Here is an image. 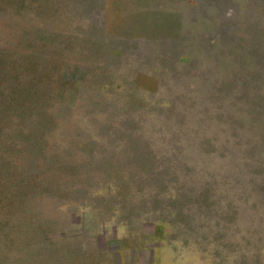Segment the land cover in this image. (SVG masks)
Wrapping results in <instances>:
<instances>
[{"label": "rangeland", "instance_id": "obj_1", "mask_svg": "<svg viewBox=\"0 0 264 264\" xmlns=\"http://www.w3.org/2000/svg\"><path fill=\"white\" fill-rule=\"evenodd\" d=\"M233 2L239 4L236 20L243 29L250 24L257 30L248 26L244 32L225 33L234 17ZM83 4L101 5L99 0H0V52L5 59L0 73L6 75L0 76V99L27 101L36 91L29 84L37 76L33 64H38L44 97L50 102L53 97L55 105L47 111L56 127L46 137L44 154L47 163L53 155L59 161L49 172L39 159L44 175L24 180L23 188L36 194L31 208L13 186L0 187V220L11 218L14 230L4 238L9 257L21 258L14 250L25 242L33 249L35 241L29 238L34 233L46 235L52 244L45 250L57 249L59 256L66 257L65 246L82 247L87 256L72 253L64 264H117L115 254L120 264H264V218L258 210L264 205V159L257 154L264 144V0H102L100 53L92 50L100 36L90 35L95 28L81 14ZM179 7L185 22L177 31L148 20ZM219 10L223 15L218 22ZM252 16L261 25L255 26ZM254 31L258 38L251 42ZM242 49L249 51L242 58L245 65L235 57ZM21 61L24 66L18 68ZM86 67L93 72L87 74ZM72 68L84 77L70 88L62 75ZM101 73L105 78L99 81ZM15 74L23 78L24 90L18 84L9 89V76ZM205 81L210 89L203 97L200 82ZM63 106L69 112L59 115ZM154 138L161 141L154 143ZM107 139H121L118 147L105 148L107 156L114 150L116 159L96 150L89 159L86 140L100 145ZM139 139L149 141L155 160ZM189 146L197 156L222 165L213 163L191 175L189 163L182 161ZM232 150L240 153L238 158L232 159ZM134 156L137 164L127 162ZM88 160L93 167L83 164ZM229 162L238 167H223ZM21 163L13 161L15 167ZM87 168L91 186L84 183ZM165 169L169 173L159 174ZM71 171L82 181L76 182ZM81 188L88 190L85 196L77 192ZM82 201L76 225L67 227L55 219L56 208ZM180 203L189 204L194 214L189 216ZM236 204L250 209L245 229L236 223ZM88 217L117 222L118 234L101 242L97 234L86 235L82 220ZM247 228L263 239H251ZM73 234L81 237L72 239ZM88 241L92 244L85 248ZM32 264L60 263L40 257Z\"/></svg>", "mask_w": 264, "mask_h": 264}, {"label": "trees", "instance_id": "obj_2", "mask_svg": "<svg viewBox=\"0 0 264 264\" xmlns=\"http://www.w3.org/2000/svg\"><path fill=\"white\" fill-rule=\"evenodd\" d=\"M99 2L101 3V5L98 7L83 4L82 9H80L81 14H83L84 17H86L88 21H90V23L95 28L94 31L90 32V35L100 36V39H98L100 42L96 41L95 43L91 45V47H93L92 50H95L98 53H100L99 49L101 48V45L103 46L101 42L104 41L102 38V29L100 30L99 29L100 27L98 26L100 25L99 24L100 22H98L99 21L98 16H100L102 12V0H99ZM226 2H222V5L223 3H226ZM231 5L234 10L233 12L234 19L232 18V22L230 23L231 25H227V29L225 33H228L230 29H236L241 32L244 29H246L248 26L250 27V29L253 28L254 30H257L256 27H253L250 24H246L245 25L246 27L243 29L244 27L243 23H239L240 21L239 19L236 20V18L241 17V14H239V11H240L239 4L237 2H233ZM252 17H253L252 21H254L253 24L255 26H258L259 22L261 25V20L259 21V19L255 16H252ZM257 36H258V31L252 32L250 36L251 42H256L257 41L256 38H258ZM28 37H26L25 39L23 38L24 41L29 39ZM45 38L38 36V39L40 41H42ZM241 39L244 40L243 37ZM26 42L27 41H25V43ZM64 49L66 50V44H64ZM87 51L91 52L90 49ZM244 53H249V51L247 49H242L235 55L238 61L243 62V65H245L244 61L242 60ZM4 61L5 59L3 58L1 59V52H0V66H1V63H3ZM22 63H23L22 61L18 62L17 67L20 68V66H24L22 65ZM33 65H34V68H32L33 72H36L35 74L37 76L35 79L31 81V84L29 85L33 86V88L36 90L35 93H33V95H29L27 101L26 100L23 101L18 98L11 99L10 101H7L6 99H2V98L0 99V120L3 121L2 123H0V187L6 186V187L12 188L13 186L15 190L20 194L21 202L23 203V205L24 206L28 205L29 208H31L30 201L36 198L35 196L36 194L35 193L29 194L31 192H29V190L26 191V188H23L24 180L27 178H30V180H32V179H35L36 176L44 175L43 170H41V168L37 166L40 161L39 159L44 160L43 163L45 162V164L48 166L47 170L49 172L52 171L53 164L59 163L55 155L51 157L52 158L51 161H49L48 163L46 162L47 160L44 154V151L46 149V144L48 142V139L46 137L47 135H50L52 130L56 127L53 125L52 123L53 121L51 120V118L49 119V114L47 113V111L52 110L55 107V105L53 103L54 101L53 97H52L53 99L51 98V102L49 100L46 101L44 96L47 92V89H44L42 86L44 79L41 76V73H39L37 70L38 64L34 63ZM32 69L29 71H32ZM86 71H87V74H91V72H93V71H90L87 67H86ZM38 73L40 75H38ZM16 74L12 78H10L9 76L10 81L13 82L12 83L13 86H10L9 89L12 88L13 90L16 87L18 88V86H16V84H18V85H22L21 90H24L25 85L20 84L22 83L23 78H21L20 75H16ZM0 76L4 78L6 75L4 73H0ZM104 78H105L104 74L102 73L99 74L98 76L99 81H102ZM2 91H3V88L0 87V95H2ZM92 102H94V100ZM103 103L106 105V102H103ZM68 112H69L68 106L59 107L57 109V113L59 115H64ZM50 116L52 117V115ZM47 117H48V120L46 119ZM121 125L123 126L122 123ZM85 134L86 133H84L83 131L80 133V135L83 136L85 139L86 137L87 139H89V136ZM99 134L108 136L107 132L106 133L101 132ZM127 139L129 141H132V144H134L133 150L137 151L138 147H135L137 145L135 140L131 136L130 138H127ZM120 140L121 139H117V140L107 139V141H104L102 144H100L101 146L99 145V143L93 140H90V141L86 140V144L88 145L87 147L90 148L89 149L90 153H87L89 155L88 158L92 159L93 158L92 151L96 150L97 152L99 151L100 153H102V155H105L107 158H110L109 160L116 159V152L114 150L112 152L110 151L108 152L109 156H107V151L105 148L108 147L109 149H114L118 147V143ZM139 142L143 144L142 145L138 143L139 145H142L143 147L142 150L146 149L148 152L147 146L143 142H141L140 139H139ZM15 145L22 147L23 150L12 149V146L14 147ZM26 151H30L32 155L27 156V157L23 155L22 153L23 152L25 153ZM17 159H19V161L22 162L23 164L21 163L18 167H15L13 165V161ZM137 159L138 157L134 156L130 159H127V162H135V164H137ZM88 162L89 163L85 162L83 164L93 167L91 164V160H88ZM90 171L91 170L89 168L85 170V172H87V175H86L87 178L84 180V183L91 186V184H89V180L91 177ZM164 173L167 174L166 172H159V174L161 175H164ZM68 174L74 177V180L76 182L79 183L80 181H82L77 175L76 171H71V173H68ZM14 178L18 180V182H16L15 184L13 182ZM77 192L85 196L88 193V190L85 188H81L77 190ZM26 193L28 194L26 195ZM0 194H1V189H0ZM179 207L183 209L184 204L180 203ZM21 214L22 215L20 219L24 220L25 219L24 214L23 213ZM34 217L38 218V222H37L38 224H40V222H43L42 220L40 221V215H38V213L35 214ZM10 219L11 218L7 217L5 219L0 220V264H32L34 263V261L39 262L40 257L44 259H46L47 257L48 261H55V262L58 261L60 264H64L65 261L66 262L69 261V255L72 253H77L81 257H84L86 255L82 247H73L71 245L64 247L66 248V251L64 253V254H67L66 257L59 256L57 249L52 250L53 252L50 250L48 252L45 250V248L47 247L46 244H49V243L52 244V241L47 240L46 235L45 237L44 236L37 237V236H34V233H33L32 234L33 239L31 238L29 239L31 240V242L35 241V243L33 244L35 247L31 249V245L25 242L26 235L24 236L23 234H19L20 237L21 235L24 237L25 241L23 242L25 243L23 245V248L17 247L15 248L14 251L19 252L20 254H22V256L21 258H16V259L11 258L9 257V254H8L10 250L7 249L4 244V238L9 237L10 235H12V233H14V230L12 231V227L9 223ZM47 223L48 225L51 224V222L49 221ZM33 231L35 232L37 230L33 229ZM42 245H44V248ZM107 262L109 263V260H107Z\"/></svg>", "mask_w": 264, "mask_h": 264}, {"label": "water", "instance_id": "obj_3", "mask_svg": "<svg viewBox=\"0 0 264 264\" xmlns=\"http://www.w3.org/2000/svg\"><path fill=\"white\" fill-rule=\"evenodd\" d=\"M180 8V7H179ZM175 8L174 10L171 11H167L165 14L157 16V17H152L151 15L148 17V20L150 22H153L154 24H156L157 26H160L161 28H165V29H170L171 31H177L179 29V27L181 26V23L185 22V18H181L179 16V14L177 13L178 10H181V8ZM219 15L217 14L216 18L218 19V22L221 20L222 17V13L219 10ZM215 17V16H214ZM217 19H216V23H217ZM98 22H102V20L100 19V16H98ZM126 19H124V21H126ZM100 24V23H99ZM84 77V74L82 71L76 70V69H71L68 70V72H64L62 75V80L64 81V83H67L70 88L74 85L75 81L81 80ZM65 85V84H64ZM201 85V95L203 94L206 95L210 89V84L205 81V82H200ZM201 100V99H200ZM141 142H143L147 148L148 151L151 153V155L154 157L155 160V156L152 153L151 149H149L150 145L147 141L145 142L144 140L140 139ZM154 143L155 142H159L161 141L160 139L154 138L152 140ZM178 143L180 142L179 140H177ZM186 154L187 156H184V159L187 163H189L190 169H191V175L197 176L199 173H201L204 169H206L209 165L211 164H216V166H221V163L216 162L214 159V161L212 159H208L205 158L203 156H197L198 155V151L193 148V146H189L186 147ZM189 154H193V158H189ZM232 154V159H236L238 158V155L240 154L237 150H232L231 152ZM257 154L258 156H261L260 158L264 159V144H262L258 150H257ZM233 166L235 168L238 167L237 164L235 163H227L225 164L223 167L225 168H230L232 169ZM162 172H168V169H165ZM245 177V175L243 176ZM259 181V180H258ZM262 184H264V178L261 179L260 181ZM261 198V197H260ZM189 204H184L183 210L184 208L186 210H188V215L191 216L194 214V211L192 210V208H189L188 206ZM237 205V204H236ZM85 206V202H80V203H75V204H70L68 206V209L60 207V208H56L55 210V219L58 221L63 222L67 227H71L74 226L78 223V221L76 220L78 217H80V215H82L83 213V208ZM237 210H238V216L236 218V223L238 222V224L245 229L247 227V222H248V216L251 214V212L249 211V207L245 204H243L242 206H236ZM129 207L126 208V211H128ZM259 210V214L262 216V218H264V205L258 207ZM46 211V210H45ZM47 213V212H45ZM47 215V214H46ZM208 215V214H206ZM83 222V226H84V231L86 233V235L88 234H97V238L98 240L101 242L104 239H108L111 238L112 234H118V223L117 222H107L106 224H103L102 221H99L97 217H88L84 220H82ZM247 232L250 235L249 237L251 239H254V235L258 236L259 235V240L264 238V234H263V238L260 237L261 234L258 232H252L251 228H247ZM70 237H72V239H77L81 236H77L75 234L70 235ZM250 239V241H251ZM259 240H257L258 242H260ZM264 240V239H263ZM92 244L91 241H88L85 243V248L90 247ZM252 244V241H251ZM115 257L117 259V264H120V262L118 261V255L115 254Z\"/></svg>", "mask_w": 264, "mask_h": 264}]
</instances>
